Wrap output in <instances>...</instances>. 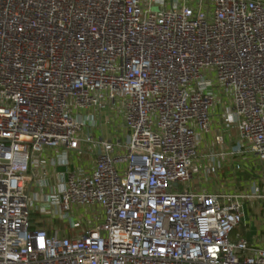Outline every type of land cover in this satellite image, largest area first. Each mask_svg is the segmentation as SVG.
I'll return each mask as SVG.
<instances>
[{"label": "built area", "instance_id": "2783aa9c", "mask_svg": "<svg viewBox=\"0 0 264 264\" xmlns=\"http://www.w3.org/2000/svg\"><path fill=\"white\" fill-rule=\"evenodd\" d=\"M219 97L221 159L264 163V0H0V264H264V235L232 239L261 187H191ZM83 142L93 168L54 173Z\"/></svg>", "mask_w": 264, "mask_h": 264}, {"label": "crops", "instance_id": "0c3cea01", "mask_svg": "<svg viewBox=\"0 0 264 264\" xmlns=\"http://www.w3.org/2000/svg\"><path fill=\"white\" fill-rule=\"evenodd\" d=\"M223 102L224 99L219 97L217 104L213 108L210 133H202L200 135L198 164L201 171L195 176L191 187L196 190L211 192L221 189L239 191L255 182L264 192V167L257 165V159L250 152L239 156H230V159L226 160H222L219 155L222 149H227L234 144L233 138L236 134L237 121L232 115V111L228 108L229 106H224ZM217 134H223L224 145H218L215 142ZM45 156L48 159V166L54 170V173L55 171L63 170H91L95 164L96 151L94 147L87 146L83 142L80 151L46 149ZM54 162H66V165H54ZM237 163L241 166L240 170L236 168ZM52 178L54 179L55 177ZM260 204V201H248L245 204L244 223L246 227L243 235L250 240L261 238L264 235V219ZM58 222L64 221L58 220L54 223H48V226L50 227L52 224V226L56 225L60 228H69V226L66 227V224L62 225L58 224ZM70 232L73 231L71 230Z\"/></svg>", "mask_w": 264, "mask_h": 264}, {"label": "rangeland", "instance_id": "374dc122", "mask_svg": "<svg viewBox=\"0 0 264 264\" xmlns=\"http://www.w3.org/2000/svg\"><path fill=\"white\" fill-rule=\"evenodd\" d=\"M153 10L154 11H158V12L161 11L162 10L161 4L160 3H154L153 4ZM122 111L123 110H122L121 106L119 105V103H117L113 108L106 107L105 115L107 116V123H106L105 126L108 128V131H109V133H110L112 138H120L122 142H125L127 130L124 127L125 126V121H124V117H123V112ZM96 132H97V130L94 131L95 136L97 135ZM256 163H257L258 166L264 167V164H263V162L261 160L257 159ZM49 183L50 184H54L55 180L52 177H50L49 178ZM37 190L39 191V189H37L36 181L34 180V182H32V184L30 186V191L33 192V194H34ZM38 203L39 202L36 203L37 206H38ZM90 212H91L90 215H89L90 217H94L97 214V211H95V208H90ZM79 213H81L84 216H86L84 209H80ZM31 216H32L33 219H36V220L39 219L41 221H44L45 223H50L51 222L46 217L41 215L38 207L36 208V206H35V209H34V211H33ZM58 224H62V225L66 224V227L69 226L67 223H64V222H60V223L58 222ZM245 227H246V224L243 221L233 231L232 239L235 240V237H236L237 234L242 236L243 235V231L245 230ZM81 228L85 229L86 226H81V227L77 228V230H80Z\"/></svg>", "mask_w": 264, "mask_h": 264}]
</instances>
